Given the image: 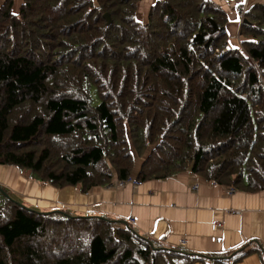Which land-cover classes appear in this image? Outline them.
I'll use <instances>...</instances> for the list:
<instances>
[{
	"label": "trees",
	"instance_id": "1",
	"mask_svg": "<svg viewBox=\"0 0 264 264\" xmlns=\"http://www.w3.org/2000/svg\"><path fill=\"white\" fill-rule=\"evenodd\" d=\"M0 2V165L81 192L182 170L264 188V6L235 45L210 0ZM169 249L126 221L38 212L0 197V264L236 263Z\"/></svg>",
	"mask_w": 264,
	"mask_h": 264
},
{
	"label": "crops",
	"instance_id": "2",
	"mask_svg": "<svg viewBox=\"0 0 264 264\" xmlns=\"http://www.w3.org/2000/svg\"><path fill=\"white\" fill-rule=\"evenodd\" d=\"M156 1H139L137 21L145 22L148 8ZM210 1L226 14L225 31L231 45L237 43L242 21L237 9L245 13L255 5L264 6V0ZM20 3L21 0H12V13ZM140 161L137 158L134 162L133 178ZM115 180L113 177L105 185L81 192L76 185L57 188L40 182L25 168L0 165V197L5 195L38 212L59 211L126 221L141 236L169 249L206 256L232 251L243 253L234 264H264V188L244 191L187 169L138 185L118 186ZM191 264L232 263L205 257Z\"/></svg>",
	"mask_w": 264,
	"mask_h": 264
},
{
	"label": "built area",
	"instance_id": "3",
	"mask_svg": "<svg viewBox=\"0 0 264 264\" xmlns=\"http://www.w3.org/2000/svg\"><path fill=\"white\" fill-rule=\"evenodd\" d=\"M241 9H242V8H241ZM237 12L239 13V16H240V17L243 15V10H240V8H239V11H238V9H237ZM115 181H116V184H117L118 186L123 185V183H131V184H133V185H138V184L140 183V181L134 179V178L131 177V176H129V177H127L126 179H123V180L116 179ZM193 187H195V185H193Z\"/></svg>",
	"mask_w": 264,
	"mask_h": 264
},
{
	"label": "water",
	"instance_id": "4",
	"mask_svg": "<svg viewBox=\"0 0 264 264\" xmlns=\"http://www.w3.org/2000/svg\"><path fill=\"white\" fill-rule=\"evenodd\" d=\"M17 203V202H16ZM18 205H20V206H23V205H21V204H19V203H17ZM28 209H30V208H28ZM99 218H102V217H99Z\"/></svg>",
	"mask_w": 264,
	"mask_h": 264
},
{
	"label": "rangeland",
	"instance_id": "5",
	"mask_svg": "<svg viewBox=\"0 0 264 264\" xmlns=\"http://www.w3.org/2000/svg\"><path fill=\"white\" fill-rule=\"evenodd\" d=\"M137 158L135 157L134 160H136Z\"/></svg>",
	"mask_w": 264,
	"mask_h": 264
}]
</instances>
